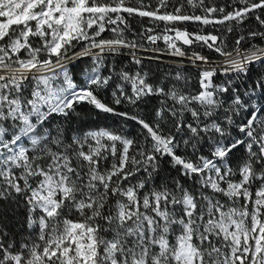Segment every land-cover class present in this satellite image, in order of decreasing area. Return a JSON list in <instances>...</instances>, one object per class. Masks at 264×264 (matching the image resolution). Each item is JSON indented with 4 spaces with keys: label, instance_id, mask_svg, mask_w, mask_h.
Wrapping results in <instances>:
<instances>
[{
    "label": "snow or ice",
    "instance_id": "6c2138e0",
    "mask_svg": "<svg viewBox=\"0 0 264 264\" xmlns=\"http://www.w3.org/2000/svg\"><path fill=\"white\" fill-rule=\"evenodd\" d=\"M0 264H264V0H0Z\"/></svg>",
    "mask_w": 264,
    "mask_h": 264
}]
</instances>
